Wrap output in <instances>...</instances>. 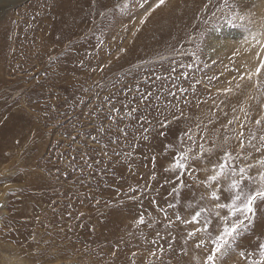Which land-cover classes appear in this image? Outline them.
I'll return each instance as SVG.
<instances>
[{"label":"rangeland","instance_id":"374dc122","mask_svg":"<svg viewBox=\"0 0 264 264\" xmlns=\"http://www.w3.org/2000/svg\"><path fill=\"white\" fill-rule=\"evenodd\" d=\"M9 1L0 264H205L229 170L249 169L252 191L264 172V0ZM254 207L216 264L260 258Z\"/></svg>","mask_w":264,"mask_h":264},{"label":"snow or ice","instance_id":"6c2138e0","mask_svg":"<svg viewBox=\"0 0 264 264\" xmlns=\"http://www.w3.org/2000/svg\"><path fill=\"white\" fill-rule=\"evenodd\" d=\"M164 3L165 0H159L157 7ZM253 39H256L255 35H253ZM261 51H264V44L261 45ZM261 69H264V61H261L260 67L256 69V72L259 73ZM257 123H259V121H257ZM260 164L264 167V160H261ZM176 166L183 167V165L179 163ZM227 167L228 162L227 159H225L224 163L218 165L219 171L210 176L209 180L216 182L221 178H226L225 170ZM248 171L249 169L245 168H239L238 171L235 168L229 170L232 179L225 190L232 193L231 201L229 203L218 202L216 204V207L219 209H227V215L220 217V223L223 227L219 234L214 237L210 236L212 249L211 254L206 258L205 264H216L218 257L224 256L233 250L241 234L250 230V226L255 218V202L257 200L264 201V172L259 174V187L252 191L246 190L243 186L246 180L249 183L253 181V178L248 175ZM217 191H219V189H217ZM217 191H214L212 196L214 200L219 201L220 198L217 195ZM200 214V212H196L192 217V221L198 222ZM217 216H219V213H217ZM211 223L210 220L206 219L203 230L207 231ZM189 235L191 236L193 233H189ZM197 246L199 247L200 245ZM240 255L243 256L244 253L241 252ZM259 255L260 258L250 262V264H264V244L260 245Z\"/></svg>","mask_w":264,"mask_h":264},{"label":"bare ground","instance_id":"6f19581e","mask_svg":"<svg viewBox=\"0 0 264 264\" xmlns=\"http://www.w3.org/2000/svg\"><path fill=\"white\" fill-rule=\"evenodd\" d=\"M11 1L16 2V1H18V0H10L9 2H11ZM107 1H108V0H107ZM107 1H106V2H107ZM187 1H188V0H187ZM85 2H86V1H85ZM109 2H110V1H108V3H109ZM11 3H12V2H11ZM183 3H184V2H183ZM185 3H186V2H185ZM72 6H73V5H72ZM75 6H76V5H75ZM192 7H193V6H192ZM192 7H191V8H192ZM66 8H67V7H66ZM185 8H186V7H185ZM185 8H184V9H185ZM187 8H188V7H187ZM171 9H173V8H171ZM177 9H178V8H177ZM75 10H76V9H75ZM180 10H181V8H180ZM188 10H189V9H188ZM175 11H176V10H175ZM77 12H78V11H77ZM81 13H83V12H81ZM178 13H179V12H178ZM69 14H70V12H69ZM71 16H72V15H71ZM71 16H70V17H71ZM28 21H29V20H28ZM27 23H28V22H27ZM263 23H264V22H263ZM28 24H29V23H28ZM30 25H31V24H30ZM30 25H28V26H30ZM262 26H263V25H262ZM11 31H12V30H11ZM10 33H11V32H10ZM13 35H14V34H13ZM228 35H229V34H227V36H228ZM50 37H51V36H50ZM223 37H226V35H224ZM55 42H57V41H55ZM60 42H61V41H60ZM52 43H53V42H52ZM10 44H11V43H10ZM54 44H56V43H54ZM59 44H60V43H59ZM57 45H58V44H57ZM10 47H11V46H10ZM65 47H66V46H65ZM9 52H10V51H9ZM7 55H8V54H7ZM4 56H6V55L4 54ZM9 57H10V56H9ZM12 57H13V56H12ZM12 57H11V58H12ZM1 58L3 59V57H1ZM1 58H0V59H1ZM11 58H10V59H11ZM8 59H9V58H8ZM2 61H4V60H2ZM6 63H7V61H6ZM0 64H1V63H0ZM4 64H5V63H4ZM4 64H3V65H4ZM8 65H9V64H7V66H8ZM5 67H6V66H5ZM5 69H6V68H5ZM8 69H9V68H8ZM9 70H10V69H9ZM5 71H6V70H5ZM3 73H4V72H3ZM8 73H9V72H8ZM6 74H7V73H6ZM0 81H1V78H0ZM9 82H11V81L8 80V83H9ZM0 84H1V83H0ZM0 86H1V85H0ZM6 86H7V85H6ZM12 90H13V89H12ZM1 91H2V90H1ZM1 91H0V92H1ZM2 93H3V91H2ZM7 94H10V93L7 92L6 95H7ZM1 95H2V94H1ZM4 96H5V95H4ZM5 97H7V96H5ZM0 98H1V96H0ZM5 99H6V98H5ZM7 99H8V98H7ZM1 100H2V99H1ZM9 101H10V100H9ZM12 101H13V100H12ZM12 101H11V102H12ZM4 102H5V101H4ZM0 103H1V101H0ZM8 104H9V103H8ZM4 105H5V104H4ZM6 105H7V104H6ZM9 137H10V136H9ZM14 202H15V201H14ZM20 216H21V215H20ZM9 219H10V218H9ZM8 223H9V222H8Z\"/></svg>","mask_w":264,"mask_h":264}]
</instances>
